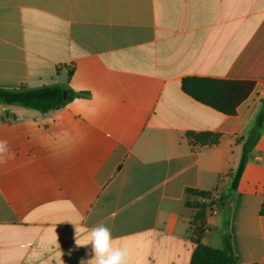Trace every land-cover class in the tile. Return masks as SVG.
<instances>
[{
    "label": "crops",
    "instance_id": "0c3cea01",
    "mask_svg": "<svg viewBox=\"0 0 264 264\" xmlns=\"http://www.w3.org/2000/svg\"><path fill=\"white\" fill-rule=\"evenodd\" d=\"M188 77L256 87L226 115L187 95ZM49 86L63 107L0 105V264H80L97 224L129 264H191L188 191L230 193L263 114L264 0H0V90ZM261 126L200 238L230 236L238 264H264Z\"/></svg>",
    "mask_w": 264,
    "mask_h": 264
},
{
    "label": "trees",
    "instance_id": "16d2710c",
    "mask_svg": "<svg viewBox=\"0 0 264 264\" xmlns=\"http://www.w3.org/2000/svg\"><path fill=\"white\" fill-rule=\"evenodd\" d=\"M255 87L256 84L248 80L188 77L182 82V89L187 95L199 103L210 106L226 115L235 114L239 105L250 96ZM69 97V94H67L66 99H64V90L58 86L42 87L29 91L0 90V105L20 106L46 114L63 107ZM263 120L264 110L251 134L243 141L242 156L239 166L232 176L230 193L223 194L215 203L212 201L209 206L187 202L188 206L195 210L191 230L195 238L196 248L191 264H238L230 236H224L223 248L221 249L204 246L201 244L200 238L205 232L206 219L212 206L218 205L221 207L222 204H226L227 199L231 197V193L237 190L252 151L259 141ZM186 137L192 144L200 146L215 145L220 141V134L211 132H188ZM188 193L189 195H198L208 199L213 197L211 192L189 190Z\"/></svg>",
    "mask_w": 264,
    "mask_h": 264
},
{
    "label": "clouds",
    "instance_id": "9594fccd",
    "mask_svg": "<svg viewBox=\"0 0 264 264\" xmlns=\"http://www.w3.org/2000/svg\"><path fill=\"white\" fill-rule=\"evenodd\" d=\"M5 144L0 142V153L5 151ZM79 244V241H76ZM92 245V257L81 260L80 264H129L127 247H117L113 244L112 231L104 224H97L91 232L84 246Z\"/></svg>",
    "mask_w": 264,
    "mask_h": 264
},
{
    "label": "rangeland",
    "instance_id": "374dc122",
    "mask_svg": "<svg viewBox=\"0 0 264 264\" xmlns=\"http://www.w3.org/2000/svg\"><path fill=\"white\" fill-rule=\"evenodd\" d=\"M232 183V182H231ZM229 191H231V184H230V187H229ZM228 191V192H229ZM215 203V197L213 196L212 198H204V197H201V196H198V195H193L191 194L190 195V199H189V203L190 204H198V205H210L211 203Z\"/></svg>",
    "mask_w": 264,
    "mask_h": 264
},
{
    "label": "water",
    "instance_id": "95a60500",
    "mask_svg": "<svg viewBox=\"0 0 264 264\" xmlns=\"http://www.w3.org/2000/svg\"><path fill=\"white\" fill-rule=\"evenodd\" d=\"M64 99H66V92L64 91Z\"/></svg>",
    "mask_w": 264,
    "mask_h": 264
}]
</instances>
